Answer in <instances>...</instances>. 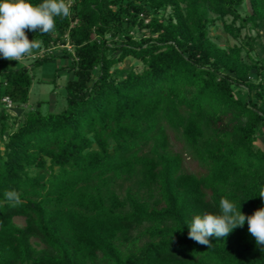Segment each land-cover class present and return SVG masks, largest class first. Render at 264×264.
Wrapping results in <instances>:
<instances>
[{
    "label": "trees",
    "instance_id": "1",
    "mask_svg": "<svg viewBox=\"0 0 264 264\" xmlns=\"http://www.w3.org/2000/svg\"><path fill=\"white\" fill-rule=\"evenodd\" d=\"M240 3L72 0L53 33L26 30L45 53L0 69V264H264L247 221L210 237V248L188 238L187 222L219 214L221 197L246 215L264 207V149L256 144L264 56L246 61L239 45L222 47L208 30L210 12L232 14L240 26L225 27L235 35L264 22V0H248L247 16ZM60 57L68 61L53 81L60 70L71 74L64 103L11 119L3 97L20 111L33 67ZM128 57L142 69L118 78L113 68ZM172 136L196 172L172 150ZM6 190L21 203L12 206Z\"/></svg>",
    "mask_w": 264,
    "mask_h": 264
},
{
    "label": "clouds",
    "instance_id": "2",
    "mask_svg": "<svg viewBox=\"0 0 264 264\" xmlns=\"http://www.w3.org/2000/svg\"><path fill=\"white\" fill-rule=\"evenodd\" d=\"M71 16V5L66 0H43L33 4L31 0H0V57L20 61L33 50L41 47L42 41L30 40L27 31L40 34L53 33L55 18L66 19ZM264 200V185L258 195ZM4 197L12 206L21 203L15 190H6ZM219 214L205 212L194 215L188 225V238L207 246L212 245L210 237L226 238L238 227L248 224V232L259 246H264V207L256 209L251 215L241 211V207L225 197L219 201Z\"/></svg>",
    "mask_w": 264,
    "mask_h": 264
},
{
    "label": "rangeland",
    "instance_id": "3",
    "mask_svg": "<svg viewBox=\"0 0 264 264\" xmlns=\"http://www.w3.org/2000/svg\"><path fill=\"white\" fill-rule=\"evenodd\" d=\"M72 0H67L71 3ZM168 8L165 11L159 12L158 17L167 16L170 13ZM238 13L242 16H247L251 10L249 7L248 0H241L240 5L237 7ZM209 16L212 22L208 25L210 38L222 47H229L233 45H239L242 48V55L246 61L251 62V58H258L264 56V22L259 23L255 28H250L249 26L239 28V34L235 35L227 30L226 24H232L234 27L238 28L240 23L234 18L232 14H227L222 17H218L217 14L210 12ZM30 40L37 38H29ZM40 41V40H39ZM62 47L60 45H55L51 48V51L56 54L62 53ZM44 46L41 44L39 49L33 50L31 55H26L20 61L6 60L0 57V69L17 68L21 65L28 66L36 57L42 56L44 54ZM110 54V51L108 52ZM67 59L57 58L56 60L49 61L41 66H34L32 70L33 81L30 87L29 98L27 103L22 106L20 111L9 109L11 119L21 116L23 111L28 109L40 108L44 113L54 111L59 108L64 103V85L65 83H59L58 81H53L56 73V69L60 64H66ZM115 74L118 78L122 77V74L126 71H139L142 69V64L140 61L133 57L126 58L123 62L118 63L114 66ZM61 75L60 82L64 80V76L68 79L71 74L68 70H60ZM252 77L255 78V71L252 72ZM236 94L242 99H246L245 89H238L233 87ZM171 148L174 152H183L184 142L172 136ZM256 144L264 149V129L258 130V138ZM184 153V152H183ZM185 168L189 172H196L197 165L193 162L189 155L185 154ZM36 170L32 169L31 173ZM45 174L42 175V178ZM16 223L23 225L24 219L21 217L15 218Z\"/></svg>",
    "mask_w": 264,
    "mask_h": 264
},
{
    "label": "built area",
    "instance_id": "4",
    "mask_svg": "<svg viewBox=\"0 0 264 264\" xmlns=\"http://www.w3.org/2000/svg\"><path fill=\"white\" fill-rule=\"evenodd\" d=\"M2 101L5 103L8 109H11L13 103H12V100L8 96H4Z\"/></svg>",
    "mask_w": 264,
    "mask_h": 264
},
{
    "label": "crops",
    "instance_id": "5",
    "mask_svg": "<svg viewBox=\"0 0 264 264\" xmlns=\"http://www.w3.org/2000/svg\"><path fill=\"white\" fill-rule=\"evenodd\" d=\"M59 59V58H58ZM0 61H1V59H0ZM62 64H60V66H61ZM22 66V65H21ZM28 66H30V64L28 65ZM59 67V66H58ZM2 69V68H1ZM66 77L67 76H64V80L62 81V82H60V79H61V75H60V73H58V78L56 79V81H58V83H56L57 85H60L61 83H65L66 81H67V79H66ZM60 83V84H59Z\"/></svg>",
    "mask_w": 264,
    "mask_h": 264
}]
</instances>
